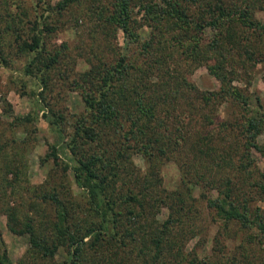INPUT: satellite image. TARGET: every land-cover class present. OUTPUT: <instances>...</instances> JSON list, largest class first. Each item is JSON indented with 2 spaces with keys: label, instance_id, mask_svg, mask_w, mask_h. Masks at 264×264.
Listing matches in <instances>:
<instances>
[{
  "label": "rangeland",
  "instance_id": "1",
  "mask_svg": "<svg viewBox=\"0 0 264 264\" xmlns=\"http://www.w3.org/2000/svg\"><path fill=\"white\" fill-rule=\"evenodd\" d=\"M234 1L241 6L247 4L252 16L264 21L260 6L264 0ZM106 2L75 0L61 17L54 16L52 23L57 28L47 37L46 47L50 51L67 41L68 48L48 67L33 61L34 51L21 47V41L30 35L33 0H0V253H6L10 264H63L70 255L66 240L52 231L55 208L50 200L42 199L43 190L56 187L64 196L72 208L73 226L100 217L85 189L76 182L72 167L65 170L60 164L77 162L69 142L73 124L85 109L78 84L82 73H90V80L97 77V71H90L97 57L110 59L119 51L130 53L132 59L139 56L137 45L124 39L121 29L108 23L95 24L90 8ZM183 5L198 17L206 15L195 3ZM149 30V25H143L141 38H147ZM233 31L238 48L261 40L259 33L241 23ZM210 34L207 27L205 41ZM179 60L186 61L184 57ZM245 60L244 68L234 62L237 75L230 81L247 95L252 106L264 109V59L255 64ZM143 61L151 74L150 81L157 80L152 71L162 60L150 54L148 61ZM213 62V58H203L192 68L184 63L177 76L192 80L200 89H217L221 81L207 68ZM27 66L34 71H28ZM40 67L45 74L41 75ZM41 79L46 80V86ZM126 107L134 109L130 101ZM211 109L214 122L206 123L202 136L206 144L199 143L196 132L191 131L167 149L170 156H145L138 149H126L127 156H118L106 178L105 192L117 201L119 231L89 235L81 264H264V234L254 226L222 218L207 202L227 187L236 201L246 199L250 211H259L264 218V190L260 186L264 183V153L249 146L252 159L242 158L246 157V149L240 138L236 139L240 133L234 128L245 117L246 109L231 98L212 102ZM220 120L229 122L233 130L224 132L218 125ZM167 124L173 128L171 122ZM149 125L161 131L165 127L163 119ZM125 128L105 130L103 145L125 140L121 136ZM137 136H130L131 143H139ZM258 141L264 142V130ZM51 145L60 164L48 155ZM129 188L139 201L123 199L122 193ZM26 215H30L35 230L47 236L53 256L33 251L26 231L10 229V223L24 227Z\"/></svg>",
  "mask_w": 264,
  "mask_h": 264
},
{
  "label": "trees",
  "instance_id": "2",
  "mask_svg": "<svg viewBox=\"0 0 264 264\" xmlns=\"http://www.w3.org/2000/svg\"><path fill=\"white\" fill-rule=\"evenodd\" d=\"M74 2L33 0L34 18L30 35L21 41V47L34 51L32 59L36 63L50 67L68 48L67 41H63L49 51L46 47L47 37L57 28V24L52 23L54 16L61 17L64 9ZM184 2L197 4L206 15H194L183 5ZM247 6H241L233 0H107L97 8H90L97 21L96 25L108 23L115 29H121L124 39L137 45L139 56L132 59L130 53L119 51L110 59L97 57L90 70L97 71V77L90 80V73H82V82L78 84L85 109L73 124L74 130L69 142L77 162L73 165L64 162L61 165V159L51 145L48 155L63 169L72 167L76 182L85 189L94 212L100 216L98 221L86 220L82 225L79 223L73 226L70 220L73 216L72 208L64 196L60 195L56 187L43 190L42 199L50 200L55 208L52 231L66 240L70 252L63 264H81V254L89 235H111L119 231V220L116 217L119 211L115 210L117 201L106 195L105 188L110 168H115L113 163L118 156L129 154L126 149H138L145 156H170L167 149L179 144L191 131L196 132L195 138L199 143L206 144L202 136H205L206 123L214 122L212 102L231 98L235 104L247 110L245 117L234 128L240 133L236 139L240 138L243 149H246L243 153L246 157L242 158L252 159L251 152L247 150L249 146L264 153V142L258 141V135L264 130V109L252 106L247 95L230 81L237 75L233 68L234 62L244 68L245 57L252 64L264 59V21L252 16ZM260 6L264 10V4L260 3ZM239 23L250 26L261 35V40L257 38L244 48H238L233 28ZM145 24L150 26V30L148 37L143 39L139 30ZM207 27L211 34L209 40L205 41ZM41 51L45 52L44 56ZM150 54L162 60L161 63L157 61L156 66L150 63L154 66L152 74L157 76L153 82L149 79L151 74L147 72L148 68L143 61H148ZM181 57L186 59L185 64H191L190 68L200 64L203 58H213L214 62L208 63L207 68L221 81L219 88L200 89L192 80L179 78L177 74L182 73L181 68L184 67V63L179 60ZM88 60L91 62V59ZM26 69L34 71L30 66ZM39 71L41 75L46 72L41 67ZM41 83L46 86L45 79H41ZM154 85L160 90H152ZM128 101L134 105L133 110L126 107ZM161 111L163 118L160 117ZM199 114L201 116H197ZM162 119L165 124L163 131L147 126L154 121L161 122ZM56 120H53L55 124ZM167 122H171L173 128H168ZM218 125L224 132L228 128L233 130L225 120H220ZM119 128H125L121 136L127 141L120 139L119 144L103 145L101 140L105 130L117 132ZM135 133L140 139L136 145L130 141V136ZM155 138L158 140L154 141ZM152 149L157 150L153 152ZM260 186L264 190L263 182ZM122 196L127 202L139 201L131 188L124 191ZM207 202L222 218L254 226L264 234L262 214L250 211L246 199L236 201L229 188L209 197ZM23 225L22 228L11 223L9 226L13 231L28 233L33 251L43 256H53L54 249L47 236L35 230L30 215L25 216ZM112 229L115 231L112 232ZM2 253L0 262L10 264L6 253Z\"/></svg>",
  "mask_w": 264,
  "mask_h": 264
}]
</instances>
